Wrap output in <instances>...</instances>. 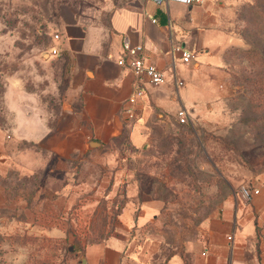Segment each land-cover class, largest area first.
<instances>
[{
  "label": "rangeland",
  "instance_id": "374dc122",
  "mask_svg": "<svg viewBox=\"0 0 264 264\" xmlns=\"http://www.w3.org/2000/svg\"><path fill=\"white\" fill-rule=\"evenodd\" d=\"M108 1L0 0V123L11 119L5 100L10 77L21 78L51 107L61 105L66 68L61 50L55 58L48 55L54 35L62 40L66 18L77 13L86 24H98V8ZM231 5L228 29L235 38L224 52V95L200 118L154 121L147 147L136 148L126 131L98 158L72 156L64 167L40 155L34 172L0 175V264H79L87 244L118 228L128 182L113 197L94 195L100 185L106 192L112 188L117 170L136 182L138 209L152 205L155 216L140 235L159 243L158 260L184 252L234 190L264 173V91L256 90L264 77V0ZM213 86L218 90L217 80ZM12 97L22 100L18 93ZM20 110L18 135L29 123Z\"/></svg>",
  "mask_w": 264,
  "mask_h": 264
},
{
  "label": "crops",
  "instance_id": "0c3cea01",
  "mask_svg": "<svg viewBox=\"0 0 264 264\" xmlns=\"http://www.w3.org/2000/svg\"><path fill=\"white\" fill-rule=\"evenodd\" d=\"M107 4L98 8V24H86L80 13L66 18L63 39L51 45L61 50L66 68V97L60 106L42 101L21 78H9L5 100L11 119L0 123V175L10 170L34 172L42 164L40 155H50L64 167L72 156L98 158L107 144L126 131L136 148L147 147L154 121L177 122L182 107L189 119L200 118L205 108L222 100L224 52L235 38L228 29L231 0L193 4L109 0ZM103 17L106 22L99 21ZM124 37L133 45L142 44L147 62L167 74V82L161 85H153L145 75L144 94L133 103L129 99L137 76L118 64L125 53ZM176 47L192 52L191 61L184 62ZM48 55L52 59L58 54ZM176 80L184 84L177 85ZM216 80L218 90L213 86ZM14 93L22 100L13 98ZM20 108L30 124L18 135ZM111 177L112 188L106 192L100 185L94 195L113 197L118 185L127 181L129 200L118 215V228L105 239L87 244L79 264H264V173L250 185L259 192L247 198L242 194L244 186L234 190L202 223L199 237L189 241L184 252L162 260L154 258L159 243L140 235L155 216L152 205L138 209L134 199L138 186L128 172L117 170Z\"/></svg>",
  "mask_w": 264,
  "mask_h": 264
},
{
  "label": "built area",
  "instance_id": "2783aa9c",
  "mask_svg": "<svg viewBox=\"0 0 264 264\" xmlns=\"http://www.w3.org/2000/svg\"><path fill=\"white\" fill-rule=\"evenodd\" d=\"M157 1L164 3V2H168L169 0H157ZM177 1L193 4V3L202 2L203 0H177ZM154 21L156 20L154 19ZM54 38L60 39V35L55 34ZM123 46L125 49V53L118 59V64L122 66H126L127 68L132 70L134 74L137 76L135 90L129 99V101L133 103L137 100L139 96L144 94L142 82H143V77L145 75L149 77V80L153 85H161L167 82V74L165 70L159 69L158 67L147 62L145 55V48L142 44L133 45L131 44L128 37H124ZM175 51L181 53V58L183 59L184 62H190L191 59L193 58L192 52L184 48L176 47ZM50 52L53 55H57L59 53V50L55 46H50ZM176 84L183 85L184 82L181 80H176ZM177 118L181 123L187 122L189 120L188 110L184 107L180 108L177 112ZM253 192H259V190L255 189L253 191L251 187H246V186L242 188V194L247 198H250Z\"/></svg>",
  "mask_w": 264,
  "mask_h": 264
},
{
  "label": "trees",
  "instance_id": "16d2710c",
  "mask_svg": "<svg viewBox=\"0 0 264 264\" xmlns=\"http://www.w3.org/2000/svg\"><path fill=\"white\" fill-rule=\"evenodd\" d=\"M259 53H260V56H261L262 63L264 64V49H262L261 51H259ZM258 82L260 83L259 85H261V86H260V88H258L256 90H262V91H264V77L263 78H260V79H257V83Z\"/></svg>",
  "mask_w": 264,
  "mask_h": 264
}]
</instances>
